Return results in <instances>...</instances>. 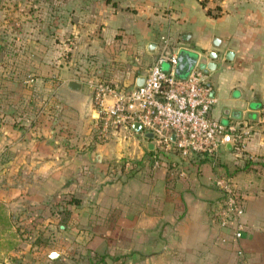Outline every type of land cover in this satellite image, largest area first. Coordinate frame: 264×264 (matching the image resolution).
<instances>
[{
  "label": "crops",
  "instance_id": "0c3cea01",
  "mask_svg": "<svg viewBox=\"0 0 264 264\" xmlns=\"http://www.w3.org/2000/svg\"><path fill=\"white\" fill-rule=\"evenodd\" d=\"M71 3L80 24L69 49L76 62L89 59L88 83L78 77L88 74L78 63L50 72L45 54L31 79L19 83L23 92L10 88L9 110L0 100V217L25 218L33 233L40 223L46 237L31 243L38 251L26 258L33 264H264V128L256 127L241 152L226 145L214 155L155 150L153 140L132 128L98 143L90 86L102 76L131 87L161 53V36H168L170 54L200 57L191 67L175 65L176 76L202 69L199 62L218 53L216 67L205 72L216 97L211 116L254 122L264 106V0ZM100 58L105 69L97 68ZM71 81L80 88L71 89ZM150 150L155 158L160 152L162 162L150 163ZM121 159L135 163L132 173L110 171ZM218 176L228 178L242 200L239 239L237 222L224 225L215 216Z\"/></svg>",
  "mask_w": 264,
  "mask_h": 264
},
{
  "label": "built area",
  "instance_id": "2783aa9c",
  "mask_svg": "<svg viewBox=\"0 0 264 264\" xmlns=\"http://www.w3.org/2000/svg\"><path fill=\"white\" fill-rule=\"evenodd\" d=\"M169 45V37L161 36V53L146 69L141 85H137L136 77L131 87L105 81L91 82L92 101L97 111L95 141L105 142L114 131L130 129L134 123H140L145 132L154 134L155 150L173 146L184 156L191 153L214 155L230 145L241 152L256 127L264 128V106L257 110L254 122L246 125L238 121L224 123L213 118L211 110L216 97L206 73L194 68L185 77L176 76L177 56L168 52ZM166 62L170 65L169 70L163 68ZM108 96L114 99L113 103L104 102ZM121 161L111 164L112 173L125 175L121 166L124 171L132 167L130 160H124L123 164ZM154 163L159 164V160L155 158ZM213 184L220 193L215 216L224 225L237 222L234 238L239 239L243 231L240 218L244 206L238 190L224 176L216 177ZM237 254L241 255L242 251L238 250Z\"/></svg>",
  "mask_w": 264,
  "mask_h": 264
},
{
  "label": "rangeland",
  "instance_id": "374dc122",
  "mask_svg": "<svg viewBox=\"0 0 264 264\" xmlns=\"http://www.w3.org/2000/svg\"><path fill=\"white\" fill-rule=\"evenodd\" d=\"M71 2L72 0H64V2L62 0H0V100L6 110L10 108L12 92L10 88L16 85L23 92L25 89L19 86V83L23 82L24 85L25 79H31L32 68L35 64H41L45 54H47L46 60H49L50 72L52 69L56 70V66L78 63L82 66V72L88 73L86 66L90 64L89 59L84 58L86 66L82 65V62L75 61L73 52L69 49L73 46L72 42L76 39L75 35L80 24ZM83 12L84 10H80L81 24L84 21ZM100 59L102 61L97 64V68L105 69L106 61ZM165 65L167 67L163 66V68L169 70V63ZM92 70L95 75L96 69ZM106 72L110 74L109 71ZM51 74H55V71ZM66 74V76L74 75ZM89 75L91 74H78V77L83 79L88 78ZM99 79L106 81L109 78L105 79L101 76ZM99 79L93 80V83L102 82ZM85 82L88 83L87 79ZM27 90L32 89L28 86ZM36 220L37 218L33 222ZM27 224L25 218L13 217L8 222L7 219L0 217L1 264H33L31 258H26L27 254L38 251L31 243H42V239L46 237L42 233L41 226H37L40 223L36 224L35 233Z\"/></svg>",
  "mask_w": 264,
  "mask_h": 264
},
{
  "label": "water",
  "instance_id": "95a60500",
  "mask_svg": "<svg viewBox=\"0 0 264 264\" xmlns=\"http://www.w3.org/2000/svg\"><path fill=\"white\" fill-rule=\"evenodd\" d=\"M208 57L210 58V62H208L207 64H205L203 62H199V65H200L199 67L202 68L204 72H207L208 70H212L216 67L215 61L218 58V53L217 52H210L208 54ZM199 58H200L199 55H194L193 57H190L181 51V52H179V55L177 56L176 65L180 67L183 63L184 64L186 63L189 67H191L196 62L198 63ZM225 58L227 60L228 53H227ZM177 73H180L178 68H177ZM186 75L187 74H183V75H180L178 77H185ZM143 80H144L143 77L137 78V81H136L137 85H141ZM70 88L73 90H78L80 88V85L75 81H71L70 82ZM132 130L137 132V133L143 134V136L149 140H152L154 138V134L152 132H148V131L145 132L143 129V126L140 123H134L132 125Z\"/></svg>",
  "mask_w": 264,
  "mask_h": 264
},
{
  "label": "trees",
  "instance_id": "16d2710c",
  "mask_svg": "<svg viewBox=\"0 0 264 264\" xmlns=\"http://www.w3.org/2000/svg\"><path fill=\"white\" fill-rule=\"evenodd\" d=\"M154 150H150V151H148V155L146 156V159L150 162V163H152V161H153V159H154ZM158 158V160L160 161V162H162V159H161V157H160V152H157L156 153V159ZM122 160V159H121ZM123 161L124 160H122L121 161V164H123ZM135 163H132V167L130 168V169H128V170H125L124 171V166L122 165L121 167H122V169H121V171L126 175V174H128V173H132L131 171H133L134 169H135ZM133 169V170H132ZM113 174H115V172L113 173ZM116 175V174H115Z\"/></svg>",
  "mask_w": 264,
  "mask_h": 264
}]
</instances>
